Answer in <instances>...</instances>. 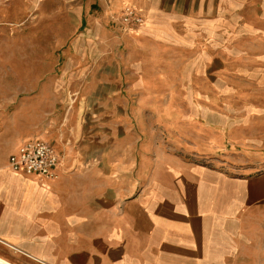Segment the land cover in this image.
Wrapping results in <instances>:
<instances>
[{"label":"crops","instance_id":"1","mask_svg":"<svg viewBox=\"0 0 264 264\" xmlns=\"http://www.w3.org/2000/svg\"><path fill=\"white\" fill-rule=\"evenodd\" d=\"M55 1L56 16L74 26L87 16L98 31L108 30L112 21L126 28L118 18L124 7H133L143 20L134 38L145 41L171 37V31L201 20L202 27L216 24L218 15L253 0ZM258 4L264 12V1ZM118 35L123 43L131 39ZM93 77L122 78L119 71ZM58 95L40 94L35 107L31 101L12 109L0 104V259L9 264H264V171L242 165L231 176L217 161L213 168L174 151L148 154L137 148L135 135L128 137L126 115L106 113L126 111L125 104L93 106L98 115L87 128L67 115L49 119V112L71 107L59 104ZM37 140L50 144L58 158L51 180L8 167L21 145Z\"/></svg>","mask_w":264,"mask_h":264},{"label":"rangeland","instance_id":"2","mask_svg":"<svg viewBox=\"0 0 264 264\" xmlns=\"http://www.w3.org/2000/svg\"><path fill=\"white\" fill-rule=\"evenodd\" d=\"M263 1L224 12L216 24L201 20L142 41L134 37L143 23L130 30L120 16L127 29L112 21L98 31L87 16L76 26L56 16L55 0H0V104L33 106L40 94L60 92L58 103L71 107L48 118L67 115L83 128L98 115L93 106L125 104L106 113L126 115L138 149L174 151L213 168L217 161L231 176L242 165L263 173ZM122 33L131 35L127 43ZM100 71L122 78L93 77Z\"/></svg>","mask_w":264,"mask_h":264},{"label":"built area","instance_id":"3","mask_svg":"<svg viewBox=\"0 0 264 264\" xmlns=\"http://www.w3.org/2000/svg\"><path fill=\"white\" fill-rule=\"evenodd\" d=\"M120 18L130 30L138 29L143 23L136 9L130 6L122 9ZM58 163L53 147L40 140L24 143L8 159V167L13 173L34 176L38 180L53 179Z\"/></svg>","mask_w":264,"mask_h":264},{"label":"bare ground","instance_id":"4","mask_svg":"<svg viewBox=\"0 0 264 264\" xmlns=\"http://www.w3.org/2000/svg\"><path fill=\"white\" fill-rule=\"evenodd\" d=\"M0 264H9V263L4 261V260H2V259H0Z\"/></svg>","mask_w":264,"mask_h":264}]
</instances>
